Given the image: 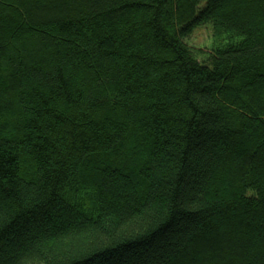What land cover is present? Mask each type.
I'll return each instance as SVG.
<instances>
[{"label": "trees", "instance_id": "1", "mask_svg": "<svg viewBox=\"0 0 264 264\" xmlns=\"http://www.w3.org/2000/svg\"><path fill=\"white\" fill-rule=\"evenodd\" d=\"M0 264H264V0H0Z\"/></svg>", "mask_w": 264, "mask_h": 264}, {"label": "rangeland", "instance_id": "2", "mask_svg": "<svg viewBox=\"0 0 264 264\" xmlns=\"http://www.w3.org/2000/svg\"><path fill=\"white\" fill-rule=\"evenodd\" d=\"M203 6L204 4L201 5V7ZM185 42L191 47L201 50L203 54L200 55L198 59L201 63L207 64L210 54L213 53V48L217 45L220 47L228 44L229 39L228 36L219 33L214 24L210 22L197 28L192 36Z\"/></svg>", "mask_w": 264, "mask_h": 264}]
</instances>
